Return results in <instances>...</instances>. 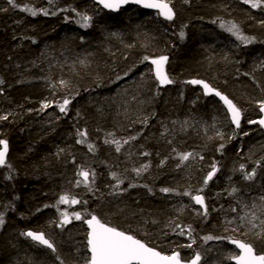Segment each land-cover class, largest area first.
Segmentation results:
<instances>
[{
    "label": "trees",
    "instance_id": "1",
    "mask_svg": "<svg viewBox=\"0 0 264 264\" xmlns=\"http://www.w3.org/2000/svg\"><path fill=\"white\" fill-rule=\"evenodd\" d=\"M161 1L171 24L87 0H0V264H86L91 216L182 261L226 239L264 254V227L251 225L264 217L253 205L264 178L249 175L264 164V135L249 124L264 104V0ZM160 57L162 90L146 64ZM188 79L225 94L243 126Z\"/></svg>",
    "mask_w": 264,
    "mask_h": 264
},
{
    "label": "water",
    "instance_id": "2",
    "mask_svg": "<svg viewBox=\"0 0 264 264\" xmlns=\"http://www.w3.org/2000/svg\"><path fill=\"white\" fill-rule=\"evenodd\" d=\"M99 7V10L116 14L127 7L143 10L147 13L156 14L166 23L173 20V11L169 4L161 0H89ZM167 57L152 58L147 61L153 78L160 89L169 87L166 76ZM188 84L200 90L204 97H213L227 109L229 122L233 127L240 123L239 113L231 103L217 91L210 88L205 82L190 81ZM260 119L256 125L264 133V106L259 108ZM7 146L1 145L0 166L5 161ZM215 175L211 172L206 176L204 183L207 184ZM196 207L203 213L205 212V202L201 195L192 198ZM87 229V248L89 255L88 264H198L199 257L195 256L188 262L179 260L176 253L170 256H162L155 250L147 247L140 241L118 230L111 229L101 223L95 216H91L84 221ZM25 236L34 244H37L49 251H53L50 243L40 233L26 232ZM230 245L237 250V256L231 261L232 264H264V255L255 253L254 249L248 244L230 241Z\"/></svg>",
    "mask_w": 264,
    "mask_h": 264
},
{
    "label": "bare ground",
    "instance_id": "3",
    "mask_svg": "<svg viewBox=\"0 0 264 264\" xmlns=\"http://www.w3.org/2000/svg\"><path fill=\"white\" fill-rule=\"evenodd\" d=\"M87 1H89V0H87ZM89 2H91V1H89ZM163 2H165V1H163ZM92 3V2H91ZM165 3H167V2H165ZM93 4V3H92ZM167 4H169V3H167ZM94 5V4H93ZM170 5V4H169ZM96 6V5H95ZM97 7V6H96ZM99 8V7H98ZM126 9V8H125ZM120 12V11H119ZM153 14V13H152ZM156 15V14H155ZM160 18V17H159ZM161 19V18H160ZM162 20V19H161ZM173 20H174V16H173ZM173 20H172V22H173ZM163 21V20H162ZM163 22H165V21H163ZM171 22V23H172ZM166 23V22H165ZM171 23H169V24H171ZM168 24V23H167ZM150 59H152V58H150ZM149 59H147L146 60V64H147V61H148ZM148 65V64H147ZM149 66V65H148ZM150 68V67H149ZM152 74V73H151ZM153 76V75H152ZM166 76H167V80H168V82H169V84H171V80H170V77L166 74ZM155 80V79H154ZM198 79H188V80H186V84H187V86H189V87H191L189 84H188V82H190V81H197ZM198 81H202V80H198ZM156 82V81H155ZM202 82H205V81H202ZM206 83V82H205ZM157 84V83H156ZM207 84V83H206ZM210 88H212L209 84H207ZM158 86V85H157ZM170 86V85H169ZM159 88V87H158ZM193 88H195V87H193ZM160 89V88H159ZM166 89V88H165ZM197 89V88H196ZM213 89V88H212ZM162 90V89H161ZM199 92H200V90L199 89H197ZM215 90V89H214ZM215 91H217L220 95H222L223 97H225L230 103H231V105L235 108V110L239 113V116H240V123H239V125L237 126V127H233L231 124H230V122H229V118H228V113H227V108L226 107H224L222 104H220L217 100H215V98H213V97H210V98H207V97H204L202 94H201V92H200V94H201V96L203 97V98H206V99H212V100H214L216 103H218L222 108H223V110L225 111V114H226V117H227V120H228V123H229V125L231 126V128L233 129V130H239L240 129V127H242L243 126V123H244V114H243V112L233 103V101L232 100H230L225 94H223V93H221L220 91H218V90H215ZM262 106H264V104L263 103H260V104H258V107H257V116L254 118V119H252L251 121H250V123L249 124H251V125H253L254 127L256 126L259 130H260V132L264 135V133L262 132V130L260 129V127L258 126V125H256V121H258L259 119H260V113H259V108L260 107H262ZM2 145V144H1ZM1 145H0V148H1ZM3 145H5V144H3ZM5 162H6V157H5V161L3 162V164L1 165V166H3L4 164H5ZM263 164H259V165H257V168H255L256 170H252V171H250V173H249V175H252L254 178H256L255 180L257 181L258 180V177H259V171H260V168H261V166H262ZM0 166V167H1ZM211 172H215V175H216V169H213V170H211L209 173H211ZM208 173V174H209ZM207 174V175H208ZM206 175V176H207ZM214 175V176H215ZM206 176H205V178H204V180L206 179ZM214 178V177H213ZM212 178V179H213ZM211 179V180H212ZM211 180L209 181V182H211ZM208 182V183H209ZM207 183V184H208ZM205 184V183H204ZM207 184H205V185H207ZM254 184H258V186L261 188V187H263L264 185H262L263 183H260V182H255ZM198 195H200V194H198ZM194 196H196V195H194ZM193 196V197H194ZM192 197V198H193ZM193 202V201H192ZM194 204V203H193ZM195 206V205H194ZM196 207V206H195ZM201 213H203L198 207H196ZM205 212H206V205H205ZM204 212V213H205ZM86 219H88V218H85V219H83V221H82V226H83V228H84V230H85V244H86V249H87V252H88V248H87V239H86V235H87V229H86V227H85V225H84V221L86 220ZM107 226V225H106ZM107 227H109V226H107ZM109 228H111V229H114V228H112V227H109ZM114 230H116V229H114ZM26 232H33V231H30V230H28V231H24V233H23V236L30 242V243H32L26 236H25V233ZM121 232V231H120ZM34 233H37V232H34ZM123 233V232H122ZM40 234H42V233H40ZM43 235V234H42ZM44 236V235H43ZM130 236V235H129ZM132 237V236H131ZM44 238L46 239V237L44 236ZM133 238V237H132ZM135 239V238H134ZM48 242H49V240L48 239H46ZM137 240V239H136ZM139 241V240H138ZM230 241H236V242H241V243H243V244H248L249 245V243H246V242H243V241H241V240H238V239H226V241L224 242V246H221V247H219V252H217V253H209V252H205V257L206 258H204V264H232L231 263V261L233 260V259H235L236 258V256H237V250L235 249V247L234 246H232V245H230L229 244V242ZM141 242V241H140ZM50 243V242H49ZM142 243V242H141ZM32 244H34V243H32ZM144 244V243H143ZM34 245H36V246H39V245H37V244H34ZM50 245L52 246V244L50 243ZM145 245V244H144ZM147 246V245H146ZM250 247H251V245H249ZM40 248H43V247H41V246H39ZM148 247V246H147ZM52 248H53V246H52ZM150 248V247H149ZM43 249H45V248H43ZM152 249V248H151ZM46 250H48V249H46ZM154 250V249H153ZM49 251V250H48ZM156 251V250H155ZM197 252H194L193 254H191V255H188L187 257H190L189 259H187L186 261H182L181 259H180V257H179V254L177 253V252H174V253H176L177 255H178V258H179V260L180 261H182V262H188V261H190L191 259H193L195 256H198L199 257V263L198 264H203V260H202V257L200 256V254H199V252H201V251H205L204 250V247H202V248H199L198 250H196ZM51 253H53L54 252V248H53V251H50ZM158 254H160V255H162V256H170V255H172V254H174V253H171V254H169V255H164V254H161V253H159L158 251H156ZM264 255V254H263ZM192 256V257H191ZM88 257H89V255H88ZM88 262H89V258H88V261H87V263L86 264H88Z\"/></svg>",
    "mask_w": 264,
    "mask_h": 264
},
{
    "label": "rangeland",
    "instance_id": "4",
    "mask_svg": "<svg viewBox=\"0 0 264 264\" xmlns=\"http://www.w3.org/2000/svg\"><path fill=\"white\" fill-rule=\"evenodd\" d=\"M262 178H264V164L260 168L258 180H261ZM253 188L256 189V190H261L262 189V188H259L258 184H255L253 186ZM263 198H264V195L259 196V198L255 202H253V205L256 208L262 207L264 204L260 203L259 201L261 199H263ZM245 219H247V218H245ZM251 225L253 226V228H257V229H259L260 227H264V217L262 215H260V214H257V217L252 221ZM255 245H256V247L258 249H264V245H262V244H257L256 243ZM203 264H204V259H203Z\"/></svg>",
    "mask_w": 264,
    "mask_h": 264
}]
</instances>
